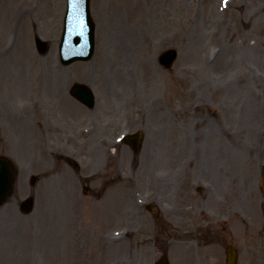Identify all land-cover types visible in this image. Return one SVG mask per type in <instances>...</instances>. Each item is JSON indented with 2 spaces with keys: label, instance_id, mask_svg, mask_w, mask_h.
<instances>
[{
  "label": "rangeland",
  "instance_id": "obj_1",
  "mask_svg": "<svg viewBox=\"0 0 264 264\" xmlns=\"http://www.w3.org/2000/svg\"><path fill=\"white\" fill-rule=\"evenodd\" d=\"M65 10L66 0H0V155L19 171L0 204V264H155L165 254L171 264H207L205 255L226 264L217 244L194 253L186 224L157 229L136 195L159 180L183 214L187 176L222 187L229 228L240 232L225 235L237 264H264V0H92L96 54L70 66L58 56ZM37 37L49 44L44 53ZM170 49L177 58L166 67L159 57ZM75 83L97 96L91 136L78 135L91 122L72 123L86 114L68 96ZM121 104L144 128L139 154L102 147ZM61 144L93 163L82 176L94 171L95 195L58 158Z\"/></svg>",
  "mask_w": 264,
  "mask_h": 264
},
{
  "label": "flooded vegetation",
  "instance_id": "obj_2",
  "mask_svg": "<svg viewBox=\"0 0 264 264\" xmlns=\"http://www.w3.org/2000/svg\"><path fill=\"white\" fill-rule=\"evenodd\" d=\"M68 96L71 97L76 102L77 105L75 106L77 107L80 113L83 111L86 114H89V115L85 114L84 117L82 118L81 115L79 118L76 117L78 115L73 117L72 123L74 122L77 123V120H79V122L83 121V124L91 122L90 125H85L81 127L79 129L78 135L91 136L94 133H96L98 127L96 124V118L93 116L92 113L95 110V107L98 103L97 96L95 100V105L92 108L74 99L70 93ZM121 105L118 106L116 105V107H114V114L116 116L120 115V118L118 120L119 122L117 123L118 124L117 133L115 135L112 134L106 135L103 139L104 146L102 147L104 149H108L110 147L109 151L112 152V154H115L118 151V149H121L120 147H123L125 145L131 149L130 145L123 140L125 135L129 133H134L136 131H142V132L144 131L143 127H141L140 130L139 129L136 130L135 128V125L137 124L136 119H130L129 117L122 115L125 111H128V109L130 108L129 104L127 105L121 104ZM131 105L134 106L133 104ZM116 116H114V119ZM114 126L115 124L113 123L110 127L112 128ZM59 128L61 127L59 126ZM78 135L77 138L80 139ZM86 144L87 141H84L82 151L88 154L89 151L86 149ZM145 144H146V137L144 138V145ZM60 146L61 147L59 151L61 156L58 157L60 160H64L69 167H72L75 170H77L80 176L84 174L83 171H86L87 169L90 170V167L93 165L91 161L88 162V165L87 164L81 165L80 162L78 161L79 159L75 158L77 152L72 153L67 144L64 145L61 144ZM80 157L85 158V154H81ZM80 161L82 162L81 159ZM111 172L113 173V169H110V171L109 169H107L106 175H104L107 176V179L105 180L104 184L110 182L112 178ZM85 175L86 176L84 175L82 176L83 182L85 183L84 193L93 196L96 193V188L94 186L97 177L94 171H91L90 173ZM175 177H177V175L172 176L173 186L177 184V182L174 179ZM194 179L192 176H187L185 185H182V187L184 188L183 192L185 193V197L188 198V195L190 196L188 202L185 204L184 207H181L180 210V212L185 215L178 213L179 207L172 199L173 194L171 196L170 195L163 196L160 194V192L162 193V185L159 180H155V182H159L155 186L153 184L145 183L147 181H144L143 186L141 184V187L139 191L136 192V195H141L148 199L147 201L148 203H145V205L142 207L147 209L149 212L152 211L151 213L154 215V222L157 225L156 226L157 229L164 231H166V229L177 230L182 228L183 226L182 224H186L188 227H190V229L192 228L191 230L188 229L186 233H188V236L193 238V240L196 242L195 244L196 249L192 248L194 253H197L199 255L200 254L199 249L204 247L205 246L204 244L206 242L217 244L213 247V251H219L222 249L225 252L227 249V247L225 246L226 233L230 234V237H233L234 240H238L240 236V232L236 228V226L232 223L229 228L230 218L227 217V214L224 212V198L221 196L222 187H219L218 182H212L208 180L207 182H204L202 181L201 178H196V180L198 181L193 182ZM153 182L154 181L150 180V183ZM200 184L206 185L205 186L206 188L199 189L198 185ZM215 184H217V191H215ZM174 190L175 188H172L171 185L170 194L172 192H175ZM165 195H167V193H165ZM215 203H217L216 206ZM165 213L168 214V216ZM237 213L239 215V209H237L236 214ZM184 218L187 220L184 221ZM232 221L234 220L232 219L231 222ZM142 227L144 228V226ZM127 237H129V234H127ZM173 239L175 238L173 237L172 240ZM218 239H220V241L216 243ZM203 259H205L206 263L209 264V258L207 255H205ZM215 260L217 264L220 263L219 258ZM198 264H203L201 258Z\"/></svg>",
  "mask_w": 264,
  "mask_h": 264
},
{
  "label": "water",
  "instance_id": "obj_3",
  "mask_svg": "<svg viewBox=\"0 0 264 264\" xmlns=\"http://www.w3.org/2000/svg\"><path fill=\"white\" fill-rule=\"evenodd\" d=\"M91 0H68V12L65 19V28L60 57L65 64L78 60H89L92 57L95 46V24L91 17ZM39 50L44 53L47 44L37 41ZM177 58L176 51H170L163 55L162 60L171 65ZM137 146L140 145V136L131 138ZM264 176V173H263ZM15 171L11 163L0 158V204L4 203L13 191ZM25 208L30 211L33 208V200L25 203ZM234 263V257L229 255L228 264ZM157 264H169L168 261H160Z\"/></svg>",
  "mask_w": 264,
  "mask_h": 264
}]
</instances>
